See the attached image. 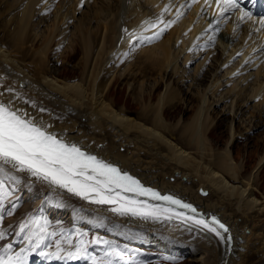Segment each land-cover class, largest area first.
I'll return each mask as SVG.
<instances>
[{
    "label": "bare ground",
    "instance_id": "1",
    "mask_svg": "<svg viewBox=\"0 0 264 264\" xmlns=\"http://www.w3.org/2000/svg\"><path fill=\"white\" fill-rule=\"evenodd\" d=\"M91 10L90 28L86 15ZM240 15L236 11L221 16L218 5L209 0H0V100L11 101L15 109L50 125V131L118 162L144 181L218 214L231 229L229 248L214 233L175 216L171 220L122 216L111 211L112 205L89 203L18 172L27 195L21 197H32L40 208L53 203L51 214L79 212L75 219L84 216L82 222L116 231L138 244L174 252L188 247L201 254L202 264L264 261V199L256 192L264 155L244 175L245 166L236 160L230 142L249 136L236 126H240L236 117L247 113L246 130L264 125V27L256 18L240 21ZM68 33L73 44L68 53L79 43L82 49L80 60L77 48L67 56L76 59L82 72L81 78L68 76L70 82L55 78L50 70L55 39L64 40ZM194 60L192 70L187 64ZM122 76L132 77L129 84L138 87L140 100L157 89L156 99L147 95L149 101L135 110L133 116L139 120L127 116L132 110L126 104L119 106L107 97ZM187 79L191 87L184 89ZM194 84L202 89L198 97L194 95L199 103L194 111L188 110L196 114L188 122L187 101L183 102L197 92ZM87 100L90 107L84 106ZM219 107L232 117L222 147L217 142L221 138L210 129ZM159 151L163 154L153 153ZM57 192L70 199L61 200L54 195ZM31 216L27 212L0 226V231L8 230L0 239V253L9 243L12 255L21 250L32 234ZM21 224H27L23 231Z\"/></svg>",
    "mask_w": 264,
    "mask_h": 264
},
{
    "label": "snow or ice",
    "instance_id": "2",
    "mask_svg": "<svg viewBox=\"0 0 264 264\" xmlns=\"http://www.w3.org/2000/svg\"><path fill=\"white\" fill-rule=\"evenodd\" d=\"M217 5L221 16L239 11L241 15L238 20L252 18V12L245 10L244 0H217ZM258 22L264 27V18ZM129 35L131 37L132 34ZM40 111L43 112L44 109L41 108ZM50 127L42 119L38 120L23 110L15 109L11 101L5 103L0 100V199L11 194L6 189V179L13 182L21 181V177L10 171L16 170L37 178L49 188L64 190L89 203L112 205L111 211L122 216L131 215L146 220H171L175 216L214 233L225 243L231 240V236L227 235V227L215 217L198 219L177 212L175 210L177 207L190 210L192 213H196L197 210L191 204L145 187L128 172L84 150L78 143L66 141L63 135L49 131ZM142 197L144 199H141ZM149 199L169 202L172 207L164 208L151 204ZM8 214L11 215V212ZM2 220L3 216L0 215V221ZM31 223L40 225V232L27 237L30 244L31 236L37 237L35 244L32 245L33 250L42 244L47 246L46 236L42 233H46L49 222L44 220L41 224L39 220L32 218ZM95 223L100 227L104 226L102 221ZM25 227L27 224H21V231ZM3 238L4 232L0 231V239ZM68 242L71 243L70 240ZM90 243L112 245V241L97 237L94 241L78 240L73 248L66 250L58 241L56 253L42 254L54 255L62 260L89 259L92 264H112L110 260L104 262L90 254ZM11 249L10 243L4 247L0 253V264H25L27 249L21 248L15 255L11 254ZM115 255L123 257L124 253L116 250Z\"/></svg>",
    "mask_w": 264,
    "mask_h": 264
},
{
    "label": "rangeland",
    "instance_id": "3",
    "mask_svg": "<svg viewBox=\"0 0 264 264\" xmlns=\"http://www.w3.org/2000/svg\"><path fill=\"white\" fill-rule=\"evenodd\" d=\"M87 13L88 14L86 15V18L90 24V25L88 24V27L91 28V21L94 18L93 17L94 12L91 10V11H88ZM74 22L77 23L76 21H74ZM94 22H95V26H96L97 21L94 20ZM71 29L73 30L72 26H71ZM33 32L36 33L37 30H35ZM74 32H75V27H74ZM69 36L70 35L68 33V35L66 36V38L64 40H62L61 37H56L55 43H54L55 49H53V51L51 53V61H50V65H51L50 67L51 68H50V70L53 71V75L55 78L62 79V80L70 79V78H68V76L71 78L72 77H76V78L80 77L81 78V76H82L81 67L77 64L76 59H73V58L69 59L68 58V57L72 56V54L74 53V50H76V48H77L76 47V48L70 50L68 53L67 50L70 48V45L72 44V42L70 43V41H69ZM75 39H76V36L74 34V44H75ZM77 46H78V48H77L76 52L77 53L79 52V55H80L79 58H77V60H80V58L82 56V49H81L80 43ZM79 46H80V48H79ZM62 49H64V50L62 51ZM61 51H62V53H61L62 55H60ZM67 53H68V55H67ZM58 56H59V58H58ZM194 63H195V60L191 65L187 64V67L192 68V70H193V64ZM188 72L190 73L191 69ZM130 79H132V77H128L127 80H126V77L125 78L123 77L122 79H120V77H119V80L115 81V83L113 84L114 86L112 85L113 87L112 86L110 87V90H109L110 93L108 92L109 95H107V97H108V99H115L117 105H119V106H123L124 104H126V106L132 110V112L129 114L126 112L127 116L137 120L138 117L133 116L135 114V110L140 108L143 104L145 105V103L147 101H149L148 98H150V97H147V95L152 94V95H154V99H156L157 98L156 97L157 89L155 88L154 90H151L153 92L146 94L145 95L146 100H140V94L138 95V87L133 89V86L129 84L130 82H132ZM68 81L70 82L72 80H68ZM127 81H128V83H125ZM188 81H189V79H187L184 82V84H183L184 89L191 87V86H189V87L187 86L186 82H188ZM202 82H205V83L207 82L206 77L203 79ZM193 86H195L194 90H196V87H197V92H193L190 95V97H187V100H185L183 102V105H185L186 101H187V107L185 110L190 114L189 116L187 115L188 116L187 118L189 119L188 122H190L194 118V116L196 115V114H193V111L197 107L196 104L198 105V103H199L198 98H196L194 95H196L198 97L199 96L198 95V89L199 88L202 89V86L199 87V86H196L195 84ZM158 89L160 90V88H158ZM148 92H150V89L146 91V93H148ZM159 92L161 94V91H159ZM185 96H186V93L184 92L181 96V99L184 100ZM84 106L90 107L91 101L90 100L85 101ZM190 108L193 110L192 112L188 111ZM223 111L224 110H222L219 107L218 113L214 114L216 116L212 119V123H211L212 126L210 128L211 131H213V135H217L218 138H221V139H218V141H217L219 144H221L220 147L224 146V144H222V141L226 142V140L229 138L228 129L230 128V125L232 122L231 115L228 113H222ZM179 113H180V115L182 114V112H179ZM246 115H247V113L243 114L241 117H239V116L236 117V121L240 120V123H239L240 126L238 124L236 126L240 127L239 129H242V132L246 131V134H249V136L241 137V138L239 137L238 139H236L234 137L233 140L230 141L232 143L233 152L236 155V160L238 162H241L243 167L245 166V170L243 172L244 175H247L251 171V169L258 163L259 158L261 159V157H263V155H264V125L263 126H261V125L256 126V127H253L249 130H246V127H247L246 126V124H247L246 123L247 122ZM177 116L175 118H172V119L169 118V120L175 121ZM61 117H63V119H64V115H61L60 118ZM63 119H60L59 123L62 122ZM82 120H84V118ZM165 121L167 122L166 117H165ZM233 121L235 122V120H233ZM214 124H216V125H214ZM238 135L243 136L244 134L240 132V133H238ZM224 148H221V149H224ZM162 149H163V147H162ZM162 149H161L162 152H164V153L168 152L166 149H164V150H162ZM161 151L153 152V153L155 155H156V153L161 154L162 153ZM262 167H263V169H261V171L259 172V175L256 179V184L258 185L256 192H257V195L259 197H262L261 199H264V163L262 164ZM191 169H192V167H191ZM246 230H247V228H246ZM69 234H71V232ZM118 238H120V236ZM120 248H121V251L124 252V248L122 246ZM145 248L146 249L143 251L144 254L142 255V259L139 260L141 262L140 264H202L201 260H200L201 254L197 253V252L194 253L188 247L180 249L179 252H177V251L174 252V250L173 251H171V250L163 251V250L156 248L154 245H146ZM165 252H168V253H165ZM126 254L128 256H133V257H140V255H141V253L139 251H137V250L131 251L130 248H126ZM174 255H177L179 257H175ZM99 256H101V255H99ZM119 258L121 259L123 257H119ZM120 263H123V261H121ZM123 264H129V262H124ZM259 264H264V261H261Z\"/></svg>",
    "mask_w": 264,
    "mask_h": 264
}]
</instances>
